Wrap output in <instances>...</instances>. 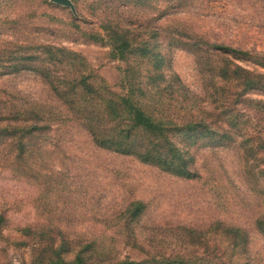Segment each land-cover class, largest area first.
I'll return each instance as SVG.
<instances>
[{
	"label": "rangeland",
	"instance_id": "obj_1",
	"mask_svg": "<svg viewBox=\"0 0 264 264\" xmlns=\"http://www.w3.org/2000/svg\"><path fill=\"white\" fill-rule=\"evenodd\" d=\"M69 2L70 6H64L52 0H0V118L39 106L35 111L51 123L34 140L36 148L43 149L35 150L28 165L15 159L13 141L0 136V216L4 220L0 221V264H32L58 252L72 260L93 243L94 262L140 260L145 254L138 245L164 255L184 248L192 259L214 258L219 263L230 256L239 258L228 250V241L214 228L216 222L246 230L249 253L263 264L264 238L254 223L264 213V172L260 174L264 153L257 157L262 159L256 175L249 178L239 146L244 137L238 133L234 142L217 135L192 147L195 162L190 168L197 176L186 179L134 156L100 149L69 114L49 78L34 69L40 66L16 62L24 55H38L41 61L50 60L43 68L64 80L80 69L104 100L127 95L133 86L142 106L156 117L172 118L177 128L193 117L195 122L203 118L221 132L228 129V120L214 103L217 97L211 96V86L219 81L200 73L198 56L214 62L207 54L209 44L264 54V0ZM107 23L136 38L135 48L147 43L155 54L161 53L164 78H157L150 60L134 56L122 62L112 57L109 46L96 43L92 36H104ZM19 45L52 46L55 54L49 57L42 49L25 53L18 50ZM60 50L79 54L82 63L65 62ZM127 69L132 71L130 77ZM246 97L264 101V92L249 91ZM238 109L244 110V117L229 120L238 123L241 134L264 128V121L258 120L264 116L263 109L246 105ZM177 139L188 149L185 135ZM255 186L263 191L262 197ZM137 202L145 209L132 219ZM185 229L202 230L208 244L218 249L206 251L185 237Z\"/></svg>",
	"mask_w": 264,
	"mask_h": 264
},
{
	"label": "trees",
	"instance_id": "obj_2",
	"mask_svg": "<svg viewBox=\"0 0 264 264\" xmlns=\"http://www.w3.org/2000/svg\"><path fill=\"white\" fill-rule=\"evenodd\" d=\"M103 28L105 35L92 36V39L103 46H109L114 59L127 62L130 58L138 56L143 61L150 60L154 64V73L158 74V76L154 74L152 78L156 76L164 78L165 57L161 53L155 54L147 43H142L135 48L137 39L127 35L119 25L111 26L110 23H107ZM155 34L157 35L158 32ZM18 47L19 51L25 53L33 49H42V54H47L49 57H54L55 54V52H51L53 47L47 45H42L40 48L24 45ZM60 52L65 56L62 59L72 65L81 64L83 61L81 56L74 52L67 50H60ZM207 54L213 56L214 62L202 61L198 56L199 71L204 77H210V81L214 82L215 79L219 81L211 86L213 90L211 96L217 97L214 103L220 105L221 116H226L228 120V129H222L221 132L215 131L214 127L206 124L203 118H200L199 122H195L193 117L188 118L182 128H177V123L172 118L156 117L146 106H142L141 102L135 98L137 93L133 86L127 95L117 99L104 100L94 91L93 86L88 82V76L81 73L80 69L77 70V75L64 80L60 79V76L48 67L43 68L44 64L50 60L43 59L41 61L38 55H24L16 63L28 67L30 65L32 67L40 66V68L34 69L49 78L54 93L59 100L64 102L69 114H72L75 120L84 126L94 144L100 149L134 156L145 164L188 179L197 176L196 172L190 168L195 162V155L190 151L192 147L197 146L200 141L205 139H214L217 135H221L222 140L236 142L240 135V137H244L239 142V146L245 159V174L250 178L253 174L256 175V166L260 159L264 158L257 159L264 153V128L241 134L236 129L238 123L234 124L229 119L238 120L240 116L244 117V110L238 109L242 105L253 106L260 112L261 109L264 110V101L246 97V93L249 91L264 92V54L213 44H209ZM12 61L15 63L14 59ZM237 61L243 64L249 63L254 68L248 69ZM219 64L221 65L218 66ZM126 75L130 77L132 71L127 69ZM229 82L232 85H219L230 84ZM96 94L97 97H92ZM143 95L145 96V93ZM194 98L196 97L194 96ZM39 108L41 107L36 106L32 110L21 109L10 112L5 118L1 116L3 120L0 118V122L4 121L3 125L0 124V136H8L9 140L13 141L17 151L15 159L18 163L25 162L24 165L29 164L35 150L42 151V146L36 148L37 144L33 142L51 127L48 118L42 117L35 111ZM258 120L259 122L264 121V116L262 119L259 117ZM181 135H185L188 149L180 146L177 138ZM250 161L255 164L250 165ZM260 172L262 175L264 171ZM255 187L258 188L256 190L262 197L261 188ZM133 208L132 219H137L145 209V205L142 202H137ZM126 217L127 211L124 213V218ZM0 221L4 222L2 216H0ZM254 224L256 232L264 238V213L257 216ZM214 228L221 231L229 243L228 250L238 253L239 258L233 260V257L230 256L219 263L215 262L214 258L192 259L184 248L179 249L178 252H172L170 255H164L156 254V252L152 254L146 247L138 245V248L145 254L140 260L94 262L92 253L94 251L97 253V249L96 244L93 243L76 252L72 260L64 259L61 256L62 252H58V255L53 258L40 259L32 264H261L258 259L253 260L249 253L250 235L246 230L223 222H216ZM202 233V230L185 229L186 238L197 241L196 243L204 246L206 251L213 253L218 249V246L212 247L211 244H208L209 240H206ZM202 239L203 243H201ZM135 242L138 243V241Z\"/></svg>",
	"mask_w": 264,
	"mask_h": 264
},
{
	"label": "water",
	"instance_id": "obj_3",
	"mask_svg": "<svg viewBox=\"0 0 264 264\" xmlns=\"http://www.w3.org/2000/svg\"><path fill=\"white\" fill-rule=\"evenodd\" d=\"M54 3L64 6H70L69 0H52Z\"/></svg>",
	"mask_w": 264,
	"mask_h": 264
}]
</instances>
